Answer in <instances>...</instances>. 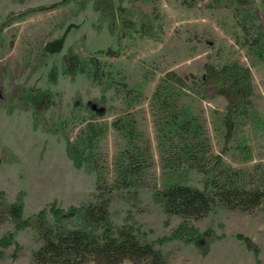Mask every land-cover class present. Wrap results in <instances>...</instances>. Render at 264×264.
I'll list each match as a JSON object with an SVG mask.
<instances>
[{"label": "rangeland", "instance_id": "374dc122", "mask_svg": "<svg viewBox=\"0 0 264 264\" xmlns=\"http://www.w3.org/2000/svg\"><path fill=\"white\" fill-rule=\"evenodd\" d=\"M236 3L0 0V264H51L33 258L44 232L61 230L65 219L67 227L79 225L81 219L66 213L98 204L96 185H102L109 201L105 224L97 210L84 220L82 226L92 235L99 236L103 225L113 234L125 226L142 241L152 242L162 264H264V204L247 214L216 203L200 219L183 221L164 212L158 195L174 183L203 188L206 178L194 169L169 165L174 151L161 141L154 87L168 71L200 77L204 65L229 60L250 71L254 110L249 119L240 120L224 137L220 113L226 101L212 87L204 97L200 92L185 95L182 105L202 123L223 169L241 173L250 187L259 184L264 64L244 38L264 42V0ZM111 6L115 14L117 7L123 9L122 16L134 22L153 18L148 34H120L119 20L112 23L109 14ZM71 22L82 23L68 32L59 53H46L44 45L60 38ZM107 49L117 53L107 55ZM68 52L80 58L97 56L111 72L113 86L84 74H66ZM41 93L50 94L49 99ZM120 117L133 122L139 134L133 142L139 161L126 176L131 147L113 127ZM86 124L100 132L94 165L83 160L76 167L66 141L78 140ZM11 205L21 207L20 219L8 213ZM53 209L59 210L60 221Z\"/></svg>", "mask_w": 264, "mask_h": 264}, {"label": "trees", "instance_id": "16d2710c", "mask_svg": "<svg viewBox=\"0 0 264 264\" xmlns=\"http://www.w3.org/2000/svg\"><path fill=\"white\" fill-rule=\"evenodd\" d=\"M236 5H241L242 0H236ZM45 9V8H44ZM117 13L110 7L109 14L113 22H119V33L124 31L138 36H146L148 28L152 26L153 18H138L135 22L122 16L123 9L117 7ZM117 14H120L117 16ZM112 24V25H115ZM127 26V28H126ZM250 29V27H246ZM132 35V36H133ZM264 35V34H263ZM260 36V34H258ZM247 44L253 47L264 64V42L258 45V39L247 40ZM244 42V43H245ZM253 43L254 46L252 45ZM100 53V52H99ZM117 52L107 49V55ZM106 64L93 55L89 58H80L73 52L64 56V70L68 75L80 73L86 75L91 81H102L111 87L113 76ZM212 87L215 94L226 101L225 110L220 113L221 126L225 129L224 137H229L240 120L249 119L252 116V81L247 67L232 60L218 65H204L200 77L180 76L174 71L166 72L159 79L152 94V104L159 122L163 146L168 145L174 151L173 158L167 161L173 168L188 167L203 174L206 182L203 188L188 184L174 183L158 192L162 201L164 212L168 215H176L183 221L198 220L205 216L211 207L220 203L232 211H241L247 214L253 213L264 204V164L256 169L260 178L257 186H248L244 183L241 173L223 169V164L218 156L212 153L209 140L204 133L202 123L184 105L182 99L187 94L200 92L202 96ZM42 96L49 99L50 94ZM39 98V97H38ZM113 127L121 132L128 140L127 163L124 165V176L128 172L136 170L139 154L134 148V140L139 134L135 130L133 122L124 117L117 118ZM83 135L72 143L66 141V152L76 167L83 160L88 165H94L93 151L100 137V132L91 124L85 125ZM213 161V162H212ZM209 165V166H207ZM246 184V185H245ZM98 204L88 205L85 208L71 209L66 214H72L81 222L77 226L67 227L65 219L60 229L49 230L43 234L42 245L33 253L37 262L51 264H81L85 261H95L101 264H118L125 260L141 263L150 259L154 264L161 263V254L154 249L152 242L142 241L129 228L119 227L115 233L103 225V232L92 235L82 225L86 217H90L94 210L100 212V219L106 223V208L109 199L105 197L102 185H96ZM57 220L59 210L53 209ZM8 213L14 220L20 219L21 207L11 205ZM88 214V215H87ZM43 215V214H42ZM42 217V216H41ZM67 217V215H66Z\"/></svg>", "mask_w": 264, "mask_h": 264}, {"label": "water", "instance_id": "95a60500", "mask_svg": "<svg viewBox=\"0 0 264 264\" xmlns=\"http://www.w3.org/2000/svg\"><path fill=\"white\" fill-rule=\"evenodd\" d=\"M81 23L80 24H76L74 22H71L70 24H68V26L65 28V30H64V32H63V34L61 35L60 38H57V39L52 40V41H49V42H47L44 45V51L46 53H49V54L59 53L62 50L63 46H64L65 38H66V35L68 34V32L71 29L78 28L81 25ZM91 108L92 109H96V105L92 104ZM101 111H102V109H98V112H101Z\"/></svg>", "mask_w": 264, "mask_h": 264}]
</instances>
